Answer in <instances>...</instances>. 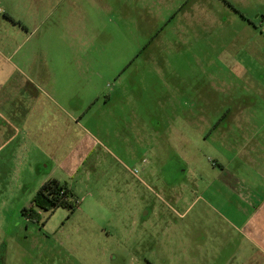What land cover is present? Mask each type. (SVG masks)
Listing matches in <instances>:
<instances>
[{
	"label": "rangeland",
	"instance_id": "374dc122",
	"mask_svg": "<svg viewBox=\"0 0 264 264\" xmlns=\"http://www.w3.org/2000/svg\"><path fill=\"white\" fill-rule=\"evenodd\" d=\"M5 122L0 264H264V0H0Z\"/></svg>",
	"mask_w": 264,
	"mask_h": 264
},
{
	"label": "crops",
	"instance_id": "0c3cea01",
	"mask_svg": "<svg viewBox=\"0 0 264 264\" xmlns=\"http://www.w3.org/2000/svg\"><path fill=\"white\" fill-rule=\"evenodd\" d=\"M5 129L7 131L6 122L1 123L0 124V135L2 133L4 135V138H3L4 140L2 144L5 146H14L15 148L14 150L16 151H17V148L18 149L22 148V146L25 144V140L19 141L18 139V138H21V135H20L21 128L19 126L18 127L11 126L10 128H8L9 129L8 136L5 135L4 133ZM28 141L31 142L30 139H28ZM256 158H261V157L260 155H258L256 156ZM62 183H66L68 187L72 189L67 182H62ZM243 199H244V204H245L244 206H246V207H243L242 209L243 212L245 213V218L242 224L243 225V236L247 243L251 244L252 247H254L255 249H258L264 256V192L260 193V197L256 198L257 199L256 204H254L252 200L248 202L247 196L243 197Z\"/></svg>",
	"mask_w": 264,
	"mask_h": 264
},
{
	"label": "trees",
	"instance_id": "16d2710c",
	"mask_svg": "<svg viewBox=\"0 0 264 264\" xmlns=\"http://www.w3.org/2000/svg\"><path fill=\"white\" fill-rule=\"evenodd\" d=\"M74 192L66 183H62L58 179H50L46 181L32 201V207L23 210L24 216L30 219L39 218V210L49 211L58 208L74 210L77 202L73 199Z\"/></svg>",
	"mask_w": 264,
	"mask_h": 264
}]
</instances>
